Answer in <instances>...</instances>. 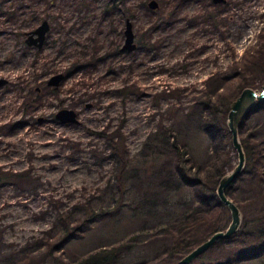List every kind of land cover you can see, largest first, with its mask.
<instances>
[{"label":"rangeland","instance_id":"obj_1","mask_svg":"<svg viewBox=\"0 0 264 264\" xmlns=\"http://www.w3.org/2000/svg\"><path fill=\"white\" fill-rule=\"evenodd\" d=\"M34 1L0 0V77L6 79L0 84V264H22L23 259H33L34 264H87L82 257L91 250L117 243L132 232L154 231L160 219H170L169 211L159 217L141 216L131 204L156 184L150 170L167 166L170 159L167 153L152 154L153 147L145 143L150 131L169 125L173 139L195 163L188 174L194 175L198 164L210 166L216 147L226 161L225 170L237 163V150L228 137L211 139L201 128L206 109L196 101L209 91V82L220 81L216 72L240 61L246 50L258 48L264 0H227L215 16L218 29L201 14L212 10V0H183L176 11V0H157L159 14L176 15L166 27H153L156 15L148 14L146 6L155 8L148 0H119L108 14L103 11L106 0ZM127 17L137 43L134 50L121 47ZM43 18L51 24L46 42L37 48L25 42L26 32ZM140 39L149 43L143 47ZM93 53L101 57L72 68ZM61 71L65 75L59 85L47 83ZM262 73L248 70L244 77L225 83L222 91L234 97L244 82L261 89ZM62 107L74 108L77 120L61 121L55 112ZM218 114L224 115L222 110ZM239 129L251 156L250 161L246 154L245 167L249 164L253 172L242 171L226 194L240 206L242 219L261 217L264 106L249 110ZM112 141L119 142L118 150ZM118 153H124L128 167L122 197L126 200L113 213L82 224L64 238L59 211L70 214L77 201L88 199L95 207H106L119 196L122 166L114 155ZM210 184L218 185L214 180ZM87 216L73 213L71 228ZM230 219L226 206L219 211L218 222L225 228ZM164 236L160 230L152 241L138 240L106 264H158L161 253H155L168 240ZM262 242L240 230L209 246L206 253L217 257L213 261L232 256V264H264Z\"/></svg>","mask_w":264,"mask_h":264},{"label":"trees","instance_id":"obj_2","mask_svg":"<svg viewBox=\"0 0 264 264\" xmlns=\"http://www.w3.org/2000/svg\"><path fill=\"white\" fill-rule=\"evenodd\" d=\"M40 1L47 2V0H36L34 3ZM118 1L119 0H106L103 5L104 14L112 13L113 10H116V3ZM182 1L183 0H176L173 9L174 11H176L181 3H183ZM225 3L226 1L214 3L211 5L213 6L212 10H208L205 14L201 13L203 19L208 23L210 22L216 29H218L219 26L215 16L217 17V14L221 12L220 7L223 5L225 6ZM157 7H155V9H150L146 6L148 14H151V16L156 15L157 22L156 25H153V27L157 25L162 27L170 25V23L174 21L176 15L172 14L171 11H168V14L167 12L159 14ZM193 21V19L189 20V22ZM150 30H152V27L149 29L148 34H150ZM262 31L263 32L259 33V38L263 39L260 41L261 43L258 48L253 50V52L246 50L240 61L236 60L234 63L232 62V66L229 68L224 69L221 72H216L220 81L213 82L212 80V82H209V91L205 93V96L202 97V99L196 101L201 109L202 107L206 109V112L201 118V128L208 133L209 138L211 139H214V137L217 136H223L224 139L225 136L228 137L227 140H229L231 148L233 145L230 140L231 137L225 115L228 112L230 102L234 99V97H232L230 93L222 91L224 87L223 85L234 78L244 77V73L248 70H250V72L254 70H257L258 72L263 71L262 74L264 78V27ZM139 43L145 47L147 45L146 43L149 42H147L146 39H140ZM93 55L94 57L91 59L82 58V60L76 61L72 65V68H77L78 66L82 67L84 65L88 66L93 61H96L94 59L101 57L100 55H95L94 53ZM219 83H222V85ZM243 85L245 86V82ZM244 86L242 88H244ZM220 87H222L221 90H219ZM34 95L35 98L38 96L37 94ZM263 106L264 99L258 101L255 108L251 111L256 112V110H259ZM221 110L222 115L224 114L222 118L218 114ZM242 142L244 150H246L248 160H250L251 156L248 142L246 143L244 139H242ZM145 143H148L147 146L153 147L150 151L155 156L161 157V154L165 155V153H167L170 159L168 163H166L167 166L153 168L150 170V175H153L157 182L152 186H148L147 189L143 190L141 194H138L137 197H135V200L131 202V204H134L132 208L141 216L144 215L146 217H159L164 211H169L170 219H166V221L160 219L158 222L159 225L157 226L158 228L154 231L149 229V231L142 234L140 231L132 232V234L127 237H123L118 240L117 243H113L110 246H101L100 248L91 250L89 253H86V255H83L82 261L84 263H110L112 260L120 258L123 251L131 250L136 241H152V238L157 235V232L162 230L164 231L165 236L168 237V240L166 239L165 243L158 246L155 255L161 253L158 264H173L177 261L178 257L186 253L191 247L197 244V242L206 239L213 231L223 228V226H221L218 222V213L221 209L226 207V205L220 201L218 194H216V188L210 184L211 180H214L216 184L219 178L227 171L225 170L226 161L220 159V155L217 151L220 147L215 148V160L214 162L212 161L210 166H207L204 169L203 164H198L197 166L198 169H200V172L197 169L196 172H194V175H191L187 173V170L190 169V167H193L195 163L191 161L192 158L190 156H186L187 149L179 147V143L173 139L169 125H166L165 123L161 125L159 129L156 128L150 131ZM112 145L117 150L120 148L119 142L117 141H112ZM114 155L119 157L122 166L118 174L119 179L117 188L119 189V196L117 198H113L112 202H110V204L106 207H95L91 204V200L88 199V201L85 202L77 201V203L72 206L70 214L67 211H59L58 218L62 224L59 229L66 233L64 238H68V235L72 234L71 230H78L82 224L88 225L89 222L99 219V217L103 215L113 213L126 200V198L122 199L127 192L126 179L128 178V167L126 157L124 153ZM243 171H249V173H251L253 172V168L248 164V167L244 166ZM201 172L205 175H202ZM81 211L85 212L88 216L84 217L82 221H79L78 224H75L71 228V224H69L68 221H71L73 213H80ZM84 221L86 222L84 223ZM200 226L203 228L199 231L197 227ZM146 228V226H143L142 230H147ZM240 230L244 233H252L259 241H263V244L264 214H262L261 217L258 216L242 219L237 232ZM223 240L224 238H219L216 242L219 243V241ZM253 251L255 254H258V249ZM209 257L211 259H209ZM231 257L232 256H226L222 259V261H213L217 257L211 256L204 251L199 254L197 261L194 264H232L233 258ZM31 260L33 259H23L22 264H34Z\"/></svg>","mask_w":264,"mask_h":264},{"label":"water","instance_id":"obj_3","mask_svg":"<svg viewBox=\"0 0 264 264\" xmlns=\"http://www.w3.org/2000/svg\"><path fill=\"white\" fill-rule=\"evenodd\" d=\"M215 2H225L227 0H213ZM147 4L151 8H155L159 5L157 0H148ZM125 29H124V43L122 48L126 47L129 50H134L136 48V40L134 37V31L132 26V20L127 17L125 20ZM49 21L44 19L33 29H28L26 34L25 41L34 42L36 45H42L44 42L45 32L48 31ZM64 72H58L52 74L47 83L59 84L60 80L64 77ZM6 79L0 77V84L5 82ZM262 88H253L251 86H244L238 95L234 96V99L230 102L229 110L227 113V126L231 131V140L235 150H237L238 158L237 163L229 170L223 174L219 180L216 187V194H218L220 201L230 210L231 219L225 228H219L218 230L213 231L208 235L206 239H203L193 247H191L186 253L182 254L177 258V261L173 264H188L195 257H197L202 252L206 251L209 246L214 244L219 238H226L231 233L237 231L240 227L242 221V214L240 206L234 202V200L226 194V188L228 185L234 181L237 176L243 171L246 163V150H244L242 139L239 136V124L242 121L245 114L255 108L256 103L264 99V82ZM55 115L61 121H74L77 120V111L74 108L62 107L55 112Z\"/></svg>","mask_w":264,"mask_h":264},{"label":"flooded vegetation","instance_id":"obj_4","mask_svg":"<svg viewBox=\"0 0 264 264\" xmlns=\"http://www.w3.org/2000/svg\"><path fill=\"white\" fill-rule=\"evenodd\" d=\"M211 3L214 4V3H218V2H215V1L212 0ZM44 19H47V18H43L42 21H43ZM47 20L49 21V27H50V24H51V23H50V20H49V19H47ZM125 20H126V19H125ZM38 24H39V23H38ZM36 26H37V25H36ZM36 26H35V27H36ZM49 27H48V29H49ZM31 29H33V28H31ZM47 34H48V31L45 32V37H44V39H43L44 42H43L42 45H40V46H39V45H36L34 42H32V43H31V42H28V41H27V42H28V44H30V45H35V46H37V48H41V47H43L44 43L46 42L45 40H46ZM25 42H26V41H25ZM125 48H126V47H125ZM5 82H6V81H5ZM1 84H3V83H1ZM56 85H59V84H56ZM56 85H55V86H56Z\"/></svg>","mask_w":264,"mask_h":264},{"label":"bare ground","instance_id":"obj_5","mask_svg":"<svg viewBox=\"0 0 264 264\" xmlns=\"http://www.w3.org/2000/svg\"><path fill=\"white\" fill-rule=\"evenodd\" d=\"M228 188V187H227ZM197 260V259H196Z\"/></svg>","mask_w":264,"mask_h":264}]
</instances>
